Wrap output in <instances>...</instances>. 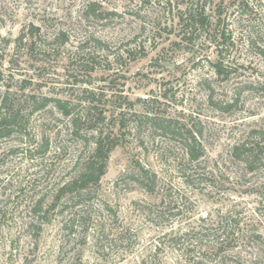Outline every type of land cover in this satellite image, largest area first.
<instances>
[{"label": "rangeland", "instance_id": "rangeland-1", "mask_svg": "<svg viewBox=\"0 0 264 264\" xmlns=\"http://www.w3.org/2000/svg\"><path fill=\"white\" fill-rule=\"evenodd\" d=\"M5 101L20 123L0 137V264H264V0H0ZM88 102L119 145L36 238L32 207L92 148L73 124Z\"/></svg>", "mask_w": 264, "mask_h": 264}, {"label": "trees", "instance_id": "trees-1", "mask_svg": "<svg viewBox=\"0 0 264 264\" xmlns=\"http://www.w3.org/2000/svg\"><path fill=\"white\" fill-rule=\"evenodd\" d=\"M91 11L93 14H96L97 9H92ZM185 18V21L189 23V26L192 24H199L201 27H203L205 24L202 10H195L192 12L188 11V14H186ZM222 38H224L225 42V35H222ZM213 68L218 74L223 72L220 63L214 64ZM87 94L89 98H93L92 96H94L93 93ZM59 103L61 104L62 102ZM88 103V106L81 112L80 118L78 120L73 119V124H82L86 126L87 132L90 133L92 148L87 153L86 157L76 164L77 166L74 174L70 176V178H68L65 182H63V184H59L57 188H55L53 196H50V199L53 200L51 204L46 205L45 202H43V199L32 207L31 212L38 215V219H41L42 221L37 226H35L36 238L39 237L42 226L48 221L50 217L49 215H51V212L56 209V205L59 204L60 200L66 198V200L68 199V201H70L73 199H79L91 191L94 193L97 192L100 180L105 174L109 156L111 152L119 145V140L115 135L112 133L103 132L99 128V124H101L106 118L100 115V112H98L95 106L92 105L93 102ZM62 104L64 105V103ZM3 106L4 109L2 108V113L0 114V137L9 135V133L12 132V130L20 123V111L12 107L10 104H7V101L4 102ZM148 119L160 124L163 130L168 132L175 130L178 131L176 127H171L169 122H162L156 117H148ZM115 122L119 129L126 127L122 116L117 118L114 123ZM185 133V137L183 138L185 152L190 160L196 161V159L200 157L199 153L201 151L198 150L197 147H201L199 146L197 138L193 132L190 130H185ZM47 146L48 145L46 142L45 148ZM234 150L240 153L239 155L242 157L241 161L248 168H253L255 164L263 161L261 158L262 150H259V145H256L253 148H246V146L240 145L235 146ZM147 185L148 184H145V187H147ZM76 219L77 218L75 216H72L70 220L68 219L66 225L68 224L67 226L72 227L73 222L71 223V220L76 221ZM63 227L66 228L65 225ZM71 227L70 229H72ZM256 238L259 239V236L257 235Z\"/></svg>", "mask_w": 264, "mask_h": 264}]
</instances>
